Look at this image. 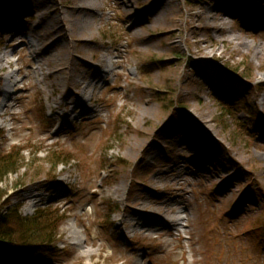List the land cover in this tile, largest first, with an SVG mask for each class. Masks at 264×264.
I'll list each match as a JSON object with an SVG mask.
<instances>
[{"label": "rangeland", "instance_id": "obj_1", "mask_svg": "<svg viewBox=\"0 0 264 264\" xmlns=\"http://www.w3.org/2000/svg\"><path fill=\"white\" fill-rule=\"evenodd\" d=\"M10 1L25 12L21 30L0 32V76L17 82L0 153L25 148L30 165L2 179L0 210L62 219L47 248L0 251V264H264V0H230L224 15L218 0H89L80 22L84 0ZM60 18L70 28L52 33ZM70 91L84 102L67 117ZM51 150L67 162L53 168ZM183 195L188 221L172 236L139 230L137 214Z\"/></svg>", "mask_w": 264, "mask_h": 264}, {"label": "bare ground", "instance_id": "obj_2", "mask_svg": "<svg viewBox=\"0 0 264 264\" xmlns=\"http://www.w3.org/2000/svg\"><path fill=\"white\" fill-rule=\"evenodd\" d=\"M121 1V0H120ZM231 1L230 0H218V4H216L215 6L217 7L216 11L219 12L220 14H223L224 15V11L222 9V5L223 4H228L230 3ZM127 3V2H125ZM223 3V4H222ZM124 4V2H123ZM79 6L76 7L77 11L79 12L77 16H79V18H74L75 21H84L85 18L82 16V15H79L80 12H84V14H86L87 12L86 11H89V15L90 17H93L95 15V7H94V4H92L89 0H84L83 2H79L78 4ZM126 7L130 8L131 5H127ZM164 7V6H162ZM0 9H3L4 13L1 15L0 17V32L3 33V32H9L11 30H21V28L17 27V22H16V17L18 18L20 16V14L22 15L23 12H25V9L23 6H20V7H16L15 6V3L13 1H7V0H0ZM222 9V10H221ZM10 12H12V15L10 16L9 18V14ZM227 13H225L226 15ZM130 15V14H129ZM128 15V16H129ZM12 16H14L12 18ZM211 18L213 19L214 17L211 16ZM15 21L14 23H12L11 21ZM145 19H142L141 16H137V18L135 19V24H141ZM216 21H220L222 19L216 17L215 19ZM69 21V20H68ZM59 24L55 21H51V27L53 25H55V27L52 29V33H56L57 29L59 31L61 30H66L67 28H70L69 26L66 28V20L64 18H60L59 19ZM222 21H220L219 23L221 24ZM20 23V22H19ZM223 23V22H222ZM133 26V25H132ZM69 33V32H68ZM25 36V35H24ZM138 38L137 35L133 38L136 39ZM27 46H29L30 48H32L34 46V43L33 42H28ZM105 61L107 62V59L104 60V59H100L99 60V67L100 69H103L104 66H105ZM4 62V63H3ZM56 62V60H55ZM7 64L9 65L10 62L6 61L5 62V56L4 54L0 55V71H2V69L4 68V65ZM69 64H70V60L68 61L67 64H65V68H60L56 71V73H63L65 70L66 71V74L69 73V71H71V68L69 67ZM60 65V63H58L56 66ZM86 66H89V65H86ZM93 66L90 65V69L92 68ZM95 73L92 77V82L94 80L95 83H97L95 80H99L100 78H103L104 76V73L99 70V69H94L93 70ZM104 71L108 74L110 72V70H106L104 69ZM88 72V71H87ZM82 75L85 77H87V74L86 71H82L81 72ZM120 73V72H119ZM117 73V75L119 74ZM65 75V73H64ZM83 76H77L78 79H80V77H82V79H85L83 78ZM13 77L9 74H5L4 76L1 75L0 76V117H3L5 115H8L10 113V110L12 108V106L10 104H8L13 98H12V95H10L7 87L8 86H12L14 87L17 82H14L13 80ZM79 84V82H78ZM91 86L90 85V82L87 83L86 85V89ZM71 93L70 95V100L72 101L71 103H74V105H76L75 109L70 112V114L67 115V117H71L72 116V113L77 109V108H82L81 104H83V99H80V97L76 98V96L73 94L72 91L69 92V94ZM68 104L69 101H68ZM67 104V105H68ZM56 107V106H55ZM56 109V108H55ZM60 109V108H58ZM54 110H52L53 112ZM57 114V113H56ZM59 116H57V118H59ZM56 118V117H55ZM13 130V129H11ZM196 131L194 130L193 133H195ZM194 139H196V136H192ZM192 143L190 144L191 146L195 147L197 145V147L200 145V143L198 144L197 142L195 141H191ZM201 146V145H200ZM213 158H211L210 156H205L202 160V163H207L209 162V160H212ZM57 174L56 172H54L52 175H55ZM174 174V172H173ZM180 175H176V177H179ZM182 179H176L175 180V184L177 186H179V181H181ZM178 187L174 186L173 189L171 188L170 189V192H175L176 190L178 191ZM119 190V189H118ZM37 196H32L30 195L29 197H27V200L29 201H34L36 199ZM181 197V196H180ZM179 197V199H176L175 198H171V197H168L167 199H165L164 201H156L155 203L157 204L155 207H153L151 210H148L149 212H147L148 214L146 215H143V214H137V216H135V221H136V225L137 227L139 228V230H144L146 232H149L151 231L152 229H157L158 230V237H162L164 235H167V236H172L173 233L175 232L176 228L179 227V226H182L183 224V221L184 222H187L188 221V213L187 212H180L178 213L177 210L180 208L179 205H186V208L187 210L189 211L191 209V203H188L186 201V197L183 195L181 198ZM177 200H178V203H177ZM150 203V202H149ZM177 204V209H175L173 206H175ZM149 206V205H148ZM148 206L146 207L148 209ZM33 207V204L29 206V208ZM146 210L144 209L143 211L141 212H145ZM184 213V216H182L181 214ZM135 225V226H136ZM73 230H72V234H73ZM177 238L179 240L182 239V236L181 235H178ZM82 242H79V243H76L77 246H80ZM179 248H181V245L178 246ZM84 254H89L88 251H83ZM190 252H192V254L194 255L193 251L190 250ZM139 262V261H138Z\"/></svg>", "mask_w": 264, "mask_h": 264}, {"label": "trees", "instance_id": "obj_3", "mask_svg": "<svg viewBox=\"0 0 264 264\" xmlns=\"http://www.w3.org/2000/svg\"><path fill=\"white\" fill-rule=\"evenodd\" d=\"M226 109L222 107V114H225ZM25 150V148L13 146L8 152L0 153V183L8 174H18L21 168L26 169L30 165L28 161L25 162V158H22V151ZM60 153L62 152L57 150L47 151L53 168L67 162L60 158ZM31 161L33 162L32 159ZM38 176L39 173L36 172L32 178ZM6 194L5 189L0 188V204ZM53 210L59 209L53 208ZM61 219L62 216L59 217L57 212L50 208H41L30 217L22 216L18 209L17 211L0 210V251L27 255L38 253L41 248H47L53 243L55 236L53 231Z\"/></svg>", "mask_w": 264, "mask_h": 264}]
</instances>
